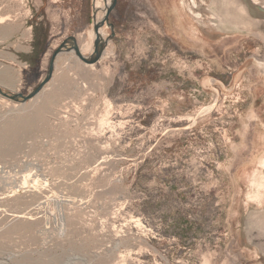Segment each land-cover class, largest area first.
<instances>
[{"label": "rangeland", "instance_id": "obj_1", "mask_svg": "<svg viewBox=\"0 0 264 264\" xmlns=\"http://www.w3.org/2000/svg\"><path fill=\"white\" fill-rule=\"evenodd\" d=\"M95 2L0 0V264H264V23L117 0L54 58Z\"/></svg>", "mask_w": 264, "mask_h": 264}, {"label": "bare ground", "instance_id": "obj_2", "mask_svg": "<svg viewBox=\"0 0 264 264\" xmlns=\"http://www.w3.org/2000/svg\"><path fill=\"white\" fill-rule=\"evenodd\" d=\"M193 2L194 4H196V0H193ZM113 5H114V0H96L95 2L96 14H95L93 29H91L87 33V35L83 37V39H81L82 41H79L78 39L74 40L72 42V47L66 50H62L59 53L58 57L65 52L67 53L74 52V54L80 60H82L79 53L82 56H85L84 54L89 51L92 52L90 57H93V59L95 57L102 58L103 56H105V53H108L107 48L110 44V41L107 38L105 27L108 25L107 16L110 12L112 13ZM80 44H82V46L84 45L83 48H81ZM87 57L88 56H86V58ZM56 62L57 60L55 61V67H56Z\"/></svg>", "mask_w": 264, "mask_h": 264}, {"label": "water", "instance_id": "obj_3", "mask_svg": "<svg viewBox=\"0 0 264 264\" xmlns=\"http://www.w3.org/2000/svg\"><path fill=\"white\" fill-rule=\"evenodd\" d=\"M116 1L117 0H114V5L112 7L113 9L115 8ZM237 1L239 3L243 13L246 15L247 18H250L252 21H255V22L264 23V3L260 2L259 0H237ZM113 9H112V11H113ZM110 15H111V12L107 16V20H108L107 24H108V26L112 27V29H113V26L110 25V23H109ZM74 40H76V39L73 38L70 40L71 47H72V42ZM109 41H110V39H109ZM62 50H65V49L61 48L55 54L54 58L58 57L59 53ZM79 55L84 62H86L87 64H90V65L98 62L101 59V57H95L93 59V57H90V56H88L86 58V56H82L80 53H79ZM54 65H55V62L53 63V66L50 70V73L46 79L47 81L52 77ZM41 88H42V86L33 95L38 94L40 92Z\"/></svg>", "mask_w": 264, "mask_h": 264}, {"label": "trees", "instance_id": "obj_4", "mask_svg": "<svg viewBox=\"0 0 264 264\" xmlns=\"http://www.w3.org/2000/svg\"><path fill=\"white\" fill-rule=\"evenodd\" d=\"M46 52V47H45V45H44V43H43V45H42V48L40 47V50H39V54H44Z\"/></svg>", "mask_w": 264, "mask_h": 264}]
</instances>
